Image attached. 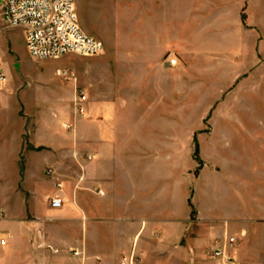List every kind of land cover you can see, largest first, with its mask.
Returning a JSON list of instances; mask_svg holds the SVG:
<instances>
[{
	"label": "crops",
	"instance_id": "crops-1",
	"mask_svg": "<svg viewBox=\"0 0 264 264\" xmlns=\"http://www.w3.org/2000/svg\"><path fill=\"white\" fill-rule=\"evenodd\" d=\"M100 7L101 28L78 19L103 52L27 179L0 182V264H219L230 237L233 264H264V0Z\"/></svg>",
	"mask_w": 264,
	"mask_h": 264
},
{
	"label": "rangeland",
	"instance_id": "rangeland-1",
	"mask_svg": "<svg viewBox=\"0 0 264 264\" xmlns=\"http://www.w3.org/2000/svg\"><path fill=\"white\" fill-rule=\"evenodd\" d=\"M104 1L75 0L80 21L101 28L100 6ZM109 25L105 21V26ZM88 57L93 56L69 53L59 58H32L22 28L3 27L0 19V59L8 76L3 91L10 107L6 114H0V182L16 184L27 179V168L37 160L33 152L37 147L30 139L44 134L41 127L50 121L53 109L71 102L68 96L72 85L84 77ZM63 69L73 72L76 80L66 79L60 73ZM10 192L1 191L0 198H7Z\"/></svg>",
	"mask_w": 264,
	"mask_h": 264
},
{
	"label": "built area",
	"instance_id": "built-area-1",
	"mask_svg": "<svg viewBox=\"0 0 264 264\" xmlns=\"http://www.w3.org/2000/svg\"><path fill=\"white\" fill-rule=\"evenodd\" d=\"M0 19L3 27L22 28L25 47L32 58H59L69 53L95 56L103 52V42L83 31L78 20L75 0H1ZM170 64L176 63L170 58ZM66 79L76 80L73 72L63 69L60 72ZM8 76L0 59V92L5 88ZM78 100H85L83 90H78ZM49 172H52L48 169ZM60 187V183H56ZM51 207H59V198H51ZM233 238L223 245L210 248L209 254L218 259L219 264H233L226 246L232 245ZM5 237L0 236V246L5 245ZM77 253V252H76ZM138 256L131 252L123 255L121 264H135Z\"/></svg>",
	"mask_w": 264,
	"mask_h": 264
}]
</instances>
